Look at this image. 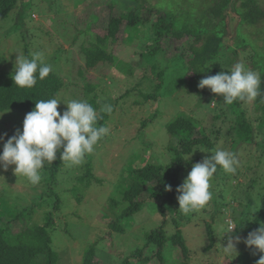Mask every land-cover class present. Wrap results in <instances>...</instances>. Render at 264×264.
I'll return each mask as SVG.
<instances>
[{
    "label": "rangeland",
    "instance_id": "obj_1",
    "mask_svg": "<svg viewBox=\"0 0 264 264\" xmlns=\"http://www.w3.org/2000/svg\"><path fill=\"white\" fill-rule=\"evenodd\" d=\"M256 1L264 10V0ZM240 2L236 0L227 8L224 19L208 26L212 33H223L224 44L237 53L230 69L239 75V82L230 81L232 75L226 77L220 69L228 68L227 57L226 65H216L215 75L200 102L196 93L184 89L193 37L165 38L161 52L151 59L147 53L154 38L151 24L162 12L169 13L162 5L167 4L173 11L169 15L177 18L180 28L189 26L199 30L207 25L205 11L209 0H19L9 18L0 21V85L19 69L29 53L56 73L65 87L45 112L0 111V153L20 151L22 142L26 145L31 142L34 146L30 156L0 158V212L9 216L20 214V210L27 212L15 221L0 216V225L16 234L26 228L49 224L54 250L60 255L59 264H83L85 252L91 246L97 249L96 261L101 264H125L127 258L132 264H160L156 248H145L146 235L161 227L164 221L170 234L182 233L189 250L185 258L180 248L168 244L163 252L166 264H263L264 240L257 246L255 239L264 230L238 233L237 229L248 220L253 222L254 213L264 206V179L259 178L264 166L249 168V164L253 167L256 163L264 164V148L257 142L258 133L264 135V125L252 124L255 133L251 143L236 145L243 138L238 131L232 137L235 144L227 141L223 134L230 129L233 118L226 119V113L219 106L225 104V99L221 103L217 95L235 91L241 83L248 89L256 87L259 70L264 68V19L255 25L242 23ZM140 3L143 8L155 7L148 23L130 29L124 23L117 40L109 39L106 47L117 57L119 65L129 64L131 70L118 72L115 67L111 70L99 66L80 77L79 70L85 67L83 46H90L93 34L100 37L107 34L113 14L128 13ZM141 10L146 15V10ZM153 65L155 75H150ZM157 73L163 76L160 102L156 104L158 116L144 126L151 115L147 106L151 102H142L144 95L154 92L153 84L159 82ZM88 84L95 86L90 99L95 94L102 96L99 102L103 106L95 114L115 109L108 120L111 136L86 153L63 159L57 180L48 187L49 173L45 166L50 161L42 159L56 157L67 143L66 134L83 129L85 117L76 108L85 100L88 102V93L82 88ZM248 94L246 108L249 110L254 104L253 93ZM137 101L143 105H135ZM155 109L151 108V113ZM181 115L197 118L199 127L206 130L216 146L213 151L198 147L183 158L185 171L181 175L179 198L173 206H165V219L160 211L161 203L146 199L143 208L132 218L120 219L125 228L117 231L112 224L126 207L120 192L123 185L131 184L130 166L156 162L163 165L162 160L166 161L164 166L170 163L168 149L177 144L168 133L167 125ZM213 125L215 130L222 127L223 134L212 135ZM17 136L27 139L18 140ZM258 150L263 155L260 159ZM88 162L93 168V177L87 185L80 178L86 176ZM209 162L212 166L208 174L205 168ZM211 175L217 178L219 186L229 185L221 195L218 192L221 187L216 186L203 196L201 190L208 189L205 184L212 183ZM74 193H78L77 197ZM199 196L207 197L211 203L199 200ZM114 199L119 206L112 205ZM224 206H229V210L221 213ZM227 213L233 214L234 229L230 228V219L226 221L231 218ZM209 223L214 227L213 242L207 230ZM138 250L150 261L141 263L134 257Z\"/></svg>",
    "mask_w": 264,
    "mask_h": 264
},
{
    "label": "trees",
    "instance_id": "obj_2",
    "mask_svg": "<svg viewBox=\"0 0 264 264\" xmlns=\"http://www.w3.org/2000/svg\"><path fill=\"white\" fill-rule=\"evenodd\" d=\"M18 1L19 0H0V21L9 18L10 13L16 8ZM235 1L236 0H209L210 5L205 11L207 25L203 29L193 30L189 26L180 28L178 26L179 21L177 18L173 15H169L173 11L167 4L162 6H166L169 13L162 12V15L157 17L151 24L154 38L152 39L153 45L150 46V51L147 53V57L150 59L162 51V43L165 38L179 40H183L186 37L194 38V42L190 48L192 57L187 60L188 67L187 73L185 74L186 84L184 89L196 93L199 96L200 102H202V95L207 89V85L213 78V75H215L217 70L216 65H226L227 57H229L230 60V64H227L228 68L220 69H222L221 71L224 72L226 77L232 75L229 76L230 81L233 80L235 82L237 80L239 82V75L236 76L230 69L231 65L235 63L237 53L235 50L230 51V48L224 44L223 33H212L209 31L211 27H208L209 23L224 19L227 8H229ZM145 4L149 3L146 1ZM240 4L242 7L240 21L242 23L255 25L264 19V10H262L256 0H241ZM109 6L113 7L112 5ZM154 8V6L143 8L140 3L133 9H129L128 13L123 11L119 13L117 12L116 15L113 14L110 17L107 34L105 36H95L92 33L93 35H91L94 36V40L91 42L90 46H83L81 50L85 60V67L79 70L80 77H83L88 71L97 69L99 66H105L110 69L115 67V70L118 72H125L128 71V69L131 70L129 64L119 65L121 63L117 60V57L107 51L106 47L108 40L111 39L113 42L117 40L116 36L118 35V32H120L124 23L127 29L137 28L139 25L147 24L150 19V13ZM141 9L146 10V15H143V10ZM90 28L91 26L89 25V32L91 31ZM255 68L260 69L261 67L257 68V66H255ZM161 74L162 73L156 74L157 78H159V82L153 84L154 92L144 95V101L142 103L147 102L148 104L151 102L147 105L151 115L150 118H148L149 120L144 121V126H147L150 121L155 120V117L158 116V108L156 104L160 102L158 95H160L162 89L163 76ZM258 74H260V80L254 88L248 89V87H244L241 83L240 87L235 91L217 94L221 99V103L225 99V104H223V106L219 105L220 110L226 113V119L229 117V119L233 118V120L232 124L229 126L230 129L224 134L222 132V127L215 130V125H213L211 131L212 135L223 134L224 137L227 138V141L230 140L231 143L235 144V138L232 137L234 136L235 131H238L242 133L243 138L241 142L236 145L251 143L255 133V128L252 124L259 123L260 125H264V68L260 69ZM150 75H155L154 65L153 72ZM6 79L8 80L0 85V111L2 112L10 110H19L26 113L45 112L54 105L57 97L65 87V84L56 73L49 69V67H47V65L36 56H30L29 53L26 54V60L21 64L19 69ZM240 79L242 80V78ZM150 80L152 82L151 78ZM94 87L89 84L82 87L84 91L88 93V98ZM250 91L253 93L254 105L252 106V109L248 110L246 104L249 102L248 93ZM100 97L95 94L92 99H88V102L85 100L86 103L84 102L82 106H77V112L85 117V125L83 129L68 132L66 134L65 138L67 143L56 157L42 159H49L48 161H50L47 166L44 165L49 173V178H47L46 182L48 187L50 184H54L57 180L63 161L67 156L75 155L80 152L86 153L89 149L93 148L95 144L108 138V136H111L110 128H108V120L114 113L115 109H111L107 112L100 111L98 114H95L94 111L101 109L102 103L100 102H102V100ZM142 103H139L138 101L134 102L135 105H140ZM151 108H156L153 110L154 113H151ZM217 120L218 117H215L214 121ZM198 123L199 120L197 118L187 115L178 116L169 122L167 125V131L172 138L176 140L175 142L177 146L172 147L171 150L168 149L171 160L167 165L164 166L166 161L162 160L163 165L156 162L154 164L147 163L142 167L133 164L130 166L128 178L131 179V184L123 185L120 192L121 199L126 203V207L118 221L112 224L117 231H123L125 228V226L121 224L120 219L132 218L143 208L142 204L146 199H149L150 201L155 200L156 203H161L159 204L160 211L165 219V206H173L175 201L179 198L181 175L185 171V162H183V158L192 154V152H195L198 147L213 151L216 146V142L208 136L203 127H199ZM196 131L198 136H195ZM140 134L143 135L142 133ZM258 135L260 136V140L257 141L258 145L259 147L264 148V135L262 132L258 133ZM228 137H231L232 139ZM16 139L25 140L27 137L17 136ZM144 145H146V141L144 142ZM33 147L34 146H32L31 142L27 143V145L22 142L21 147H19L20 151L10 150L8 152H2L0 153V158L12 155L30 156L34 153ZM258 151L260 152V159L263 155L261 153L262 151ZM44 166H42V168H44ZM211 166L210 162L206 165L205 171L208 174L211 171ZM262 166H264L262 163L260 165L259 163H256L254 167L249 164L250 169H256L257 167L261 168ZM92 171L93 168L91 163L88 162L87 174L84 178H80L81 182L84 183L86 181L88 185L90 182L88 179L93 177ZM259 178L264 179V171L259 175ZM209 179L212 183L207 181L205 185L208 189L203 188V190H201L203 191V196H206V193L212 191L216 186L221 187L220 191L218 189V192L221 195V193L225 192L226 185H229L228 183L219 186L217 178L213 175H211ZM74 195L77 197L78 193H74ZM199 197V200L211 203L207 197L204 199L201 196ZM112 202L114 207L119 206L118 200L114 199ZM224 207L221 208V213H223V210H229V206H226V209ZM26 213V210H20V214L9 216L8 213L3 214L0 212V216H6L11 218L12 221H15L17 219H22ZM228 215H230V217L233 216V214L231 215L230 213ZM253 217V222L248 220L237 229L238 233L240 231L246 233L251 229L264 230V206L261 210L255 212ZM229 219L230 228L234 229V219L231 217L227 218L226 221ZM51 220L52 218L50 217L49 221L51 222ZM165 225H167L166 221L162 222L161 227H156L147 233L146 250L155 247L156 256L160 259V264H166L163 252L165 247L171 243L173 247L176 246L177 248H180L182 254L187 258L189 250L182 233L177 231L174 234H170L166 230ZM207 230L209 237L213 242L214 227L212 223L207 225ZM235 235H237V233L234 234V236ZM263 240L264 232L256 237L255 243L257 246H260L262 245ZM143 255L144 252L138 250L133 256L137 257L141 263L149 262L150 258L148 256L143 258ZM59 256V253L55 251L53 247V239L49 231V224L26 228L16 234H14L9 228H3L0 225V264H59ZM96 256L97 249H95L94 246L87 248L83 264H101L96 261ZM125 264H132L130 258H127Z\"/></svg>",
    "mask_w": 264,
    "mask_h": 264
}]
</instances>
